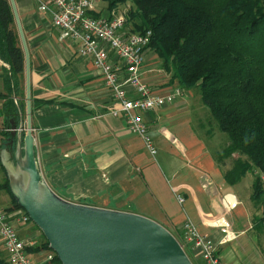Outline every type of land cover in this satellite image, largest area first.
<instances>
[{"label": "crops", "instance_id": "1", "mask_svg": "<svg viewBox=\"0 0 264 264\" xmlns=\"http://www.w3.org/2000/svg\"><path fill=\"white\" fill-rule=\"evenodd\" d=\"M13 1L29 54L36 157L49 187L67 201L136 213L180 236L189 220L215 242L222 237L215 222L225 217L236 239L219 246L221 264H264V234L255 233L252 224L262 214L250 201L254 174L233 186L226 183L224 175L233 160L217 162L227 143L212 151L217 139L199 117L208 114L198 91L187 90L172 104L143 114L157 151L151 156L123 119L110 114L112 95L91 61L77 54L76 43L60 40L49 15L39 12L34 0ZM99 7L102 13L104 7ZM14 31L18 36L15 23ZM18 43L21 47L19 37ZM141 77L156 95L166 96L179 87L151 50L145 54ZM15 80L0 55V143L6 141L1 135L5 124L25 122L24 74L17 79L18 87ZM1 174L0 164V181ZM248 175L249 184L239 192ZM9 204V195L0 189V207ZM0 253L5 260L1 242Z\"/></svg>", "mask_w": 264, "mask_h": 264}, {"label": "trees", "instance_id": "2", "mask_svg": "<svg viewBox=\"0 0 264 264\" xmlns=\"http://www.w3.org/2000/svg\"><path fill=\"white\" fill-rule=\"evenodd\" d=\"M102 2L104 11L130 3L133 26L128 30L138 34L150 31L148 49L171 73L172 82L184 90H198L202 106L210 113L205 123L212 125L214 120L228 138L217 162L237 154L232 168L224 175L226 183L233 186L246 174H254L250 201L264 215V0ZM14 23L9 0H0V55L9 64L18 87L17 79H23L24 74V54ZM14 109L18 113L19 109ZM20 109L23 111V105ZM17 129L16 123L5 124L6 131L1 135L6 141L0 143V151L5 149L13 156ZM2 172L4 182L0 189L6 191L12 205L4 211H23L10 194L3 168ZM252 224L255 233L264 234V218L254 217ZM42 251H50L46 240L26 248L31 255ZM0 264H4L1 253ZM50 264H60L55 255Z\"/></svg>", "mask_w": 264, "mask_h": 264}, {"label": "water", "instance_id": "3", "mask_svg": "<svg viewBox=\"0 0 264 264\" xmlns=\"http://www.w3.org/2000/svg\"><path fill=\"white\" fill-rule=\"evenodd\" d=\"M9 3L24 54L26 96L25 122L18 126L13 156L0 151L12 198L60 264H192L173 235L153 220L67 201L46 183L31 127L29 54L14 1Z\"/></svg>", "mask_w": 264, "mask_h": 264}, {"label": "built area", "instance_id": "4", "mask_svg": "<svg viewBox=\"0 0 264 264\" xmlns=\"http://www.w3.org/2000/svg\"><path fill=\"white\" fill-rule=\"evenodd\" d=\"M34 1L39 12L49 15L52 26L60 33V40L76 43L77 54L89 59L100 72L114 100L110 114L121 117L128 131L140 137L146 151L154 156L157 151L148 136L143 114L172 104L181 92L176 90L166 96L156 95L143 81L141 70L149 50L151 32H130L127 28L129 18L119 9L104 11L94 17L93 14L101 12L99 4L102 0ZM175 198L179 204L184 201L178 195ZM229 206L234 207L233 203ZM29 221L23 211L6 213L0 209V242L7 254L4 264H35L26 252L31 245L22 241L14 224L30 225ZM215 223L222 236L219 242L203 235L189 220L181 228L184 246L193 258L198 257L205 264H221L219 246L236 239L231 223L225 217H219ZM53 257L54 254H49L46 264H50Z\"/></svg>", "mask_w": 264, "mask_h": 264}, {"label": "rangeland", "instance_id": "5", "mask_svg": "<svg viewBox=\"0 0 264 264\" xmlns=\"http://www.w3.org/2000/svg\"><path fill=\"white\" fill-rule=\"evenodd\" d=\"M101 7H105V3H103V2H101ZM117 9H119V10H121V11H123V12H126V14H127V17L129 18L128 19V23H127V28L128 29H130L131 30V26H133L132 25V23H131V16H130V13H131V10L133 9V7H132V5L130 4V3H125V4H123V5H120V6H118V8ZM157 56V55H156ZM162 63V62H161ZM163 67V66H162ZM191 90H196V91H198L197 89H191ZM178 91H181V93H183V95H184V93H185V91H187V90H184V89H182V88H180V87H178ZM205 109V111L207 112V114H208V116H210V113H209V110L207 109V108H204ZM199 117H200V119H202V121L203 120H207V116L206 117H204V114L203 113H200V115H199ZM204 117V118H203ZM204 129L205 130H207L209 133H214L215 134V137H214V139H217L216 141H214L213 142V144H212V146H211V149H212V151H214V149L213 148H217L219 145L220 146H222V144L225 142V143H228V138H227V136L224 134V133H221L219 130H218V128H217V124H216V122L213 120V124L212 125H209L208 123H205L204 122ZM223 148H224V146H223ZM223 150V149H222ZM211 151V152H212ZM222 152V151H221ZM219 155V154H218ZM237 158V154H233L232 156H231V158L230 159H232L233 160V162H234V160ZM249 175L245 178V179H243L242 180V182L240 183V185L238 186V191L239 192H241V189L242 188H244L245 186H247V184H249V182H250V180H249ZM4 182V175L3 174H1V181H0V184H2ZM3 192L4 193H6V191L5 190H3ZM241 195H244L243 194V192L242 193H240ZM11 204H9L8 206H7V208H11ZM0 209L1 210H3L4 211V209H5V207H0ZM262 211V210H261ZM260 217H262V214L260 215ZM15 224V226H16V228H17V231H18V233H19V236H20V238L22 239V241L26 244V245H31V246H33V247H35L37 244H40V243H43V241H45L43 238H42V236H41V234H40V232H38V231H35V230H33L32 229V225L30 224V225H24V224H21V223H17V222H15L14 223ZM166 228H168V227H166ZM166 230H168L172 235H173V237L183 246V248H184V251H185V253L187 254V256H188V258L190 259V261H191V263L192 264H199L192 256H191V254H190V252H189V250H187V248L184 246V243H183V241H182V239H181V237H180V235L176 232V231H174V230H171L170 228H168V229H166ZM30 246V247H31ZM29 254V253H28ZM51 255V254H54L53 252H51V251H42V252H40V253H37V254H30V258L32 259V261H33V263H35V264H46V262H47V258H48V255ZM6 260H7V257L5 258V260H4V262L6 263Z\"/></svg>", "mask_w": 264, "mask_h": 264}]
</instances>
